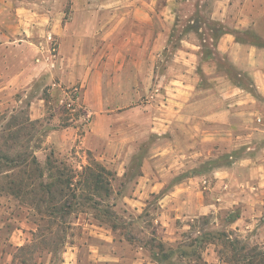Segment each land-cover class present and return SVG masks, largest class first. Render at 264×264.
I'll list each match as a JSON object with an SVG mask.
<instances>
[{"label": "rangeland", "instance_id": "1", "mask_svg": "<svg viewBox=\"0 0 264 264\" xmlns=\"http://www.w3.org/2000/svg\"><path fill=\"white\" fill-rule=\"evenodd\" d=\"M243 1L11 0L7 7H0V156L17 158L24 151L33 152L44 177L50 153L74 171L101 164L111 172L103 173L107 188L95 191L100 208H82L78 215L72 213L60 221L42 214L39 197L21 194L16 182L8 187L9 178H16L24 168L18 162L0 160V264H11L15 247L31 242L35 235L57 245L37 242L32 264H208L209 256L230 264H250L241 257L243 253L264 252V204L247 207L241 201L232 205L227 201L225 207H214L207 215L183 219L175 217L178 209L160 203L159 193L143 195L140 184L143 158L160 144L151 127L158 124L163 86L177 85L174 79L186 83L189 75L205 85L202 70L211 58L224 67L215 43L223 32L234 30ZM75 10L82 14L79 22L94 23L81 29L85 33L79 45L88 57L78 63L85 66L86 80L97 71L92 80L100 86L105 110L118 116L119 138L134 137L136 150L125 163L107 161L100 158L101 153L77 148L72 142L63 144L60 136L48 141L53 129L75 121L77 134H82L88 117L79 84L75 85L79 100L74 110L67 105L57 110L49 92L55 70L66 68L65 62L52 64L49 58L57 55L64 25ZM158 33L163 35L160 44ZM240 38L262 44L250 30ZM227 70L235 75L231 67ZM241 82L246 85L249 78L244 76ZM37 101L43 115L33 119L31 107ZM229 161L219 156L212 163ZM27 165L35 174L36 166ZM228 188L238 189L237 196L245 198L242 186ZM103 209L111 214L104 216ZM158 242L169 253L164 259L153 247ZM51 248L60 250L54 262H49ZM153 252L158 253L159 263Z\"/></svg>", "mask_w": 264, "mask_h": 264}, {"label": "crops", "instance_id": "2", "mask_svg": "<svg viewBox=\"0 0 264 264\" xmlns=\"http://www.w3.org/2000/svg\"><path fill=\"white\" fill-rule=\"evenodd\" d=\"M10 1L0 0V7H7ZM11 5H15L13 1ZM81 15L78 10L73 12L62 30L57 55L49 58L52 64L60 60L66 66L55 70L49 92L58 110L64 105V89L79 84L83 87L81 105L88 117L82 134H77L79 125L75 121L53 129L48 141L60 136L63 144L72 142L77 148L101 153L100 158L107 161L125 163L136 150L134 137L119 138L118 116L105 110L100 86L92 80L97 71L86 80L85 66L78 63L88 57L79 45L80 35L85 33L81 29L94 24L79 22ZM58 18L56 15L53 20ZM247 30L262 44L240 38ZM162 42L163 35L158 33L157 44ZM215 50L225 61L221 62L224 67L216 57L209 59L202 70L205 85L189 75L186 83L174 79L177 85L163 86L158 124L151 127V131H157L160 144L143 158L141 168L142 194L159 193L160 203L167 209H178L175 217L183 219L207 215L214 207H225L227 201L230 205L241 201L247 207L264 204V0L243 1L234 30L217 38ZM227 67L234 70V76ZM244 76L249 78L246 85L241 82ZM38 105V101L33 102L31 107L33 119L43 115ZM219 156L230 161L212 163ZM230 184L242 186L245 198L237 196L238 189H229ZM207 263L230 264L210 256Z\"/></svg>", "mask_w": 264, "mask_h": 264}, {"label": "trees", "instance_id": "3", "mask_svg": "<svg viewBox=\"0 0 264 264\" xmlns=\"http://www.w3.org/2000/svg\"><path fill=\"white\" fill-rule=\"evenodd\" d=\"M46 159L47 177H44L43 171L37 167V159L33 152L24 151L18 154L17 158L9 155L0 156V160L18 162V165L24 168L19 170L20 173H17L16 178H9L6 182L8 187L10 188L13 185L12 183L16 182L21 194L30 196L31 199L39 197L38 200L44 205L42 214L45 217L59 218L60 221H64L65 216L69 214L75 213V215H78L82 211V208H100L101 205L95 197V191L102 189L104 186L107 188L106 185L109 184L103 178V173L111 174L105 166L101 164L95 165L94 168L82 166L80 171H74L72 168L64 165L62 161L53 159L52 153ZM28 163L36 166L35 174L30 171ZM75 176L79 178H75ZM43 177L44 180H41ZM110 214L109 210L103 209L104 216H109ZM36 236H34L35 238L33 237L31 242L15 247L16 250L13 252L11 264H32L37 242L43 243L46 246L51 245L52 247H56L57 245V243L53 244L44 235ZM153 247L158 248L157 252L161 254L163 259L168 256L169 253L163 252V244L158 242L153 244ZM58 251L60 250L56 248L49 250L51 255L49 262H54L57 259ZM157 252H153V258L159 263L160 257ZM241 257L244 260H248L250 264L254 263L255 259H258L256 264H264V252L248 251L243 253ZM58 260H61V257L58 256Z\"/></svg>", "mask_w": 264, "mask_h": 264}, {"label": "built area", "instance_id": "4", "mask_svg": "<svg viewBox=\"0 0 264 264\" xmlns=\"http://www.w3.org/2000/svg\"><path fill=\"white\" fill-rule=\"evenodd\" d=\"M65 92H66V95H67L66 100L68 99L69 102L66 101V100L65 101L63 100V103H64V105H67V107H69L71 110H74L75 109V104L79 100V90L75 86V87L71 88V90L65 91Z\"/></svg>", "mask_w": 264, "mask_h": 264}]
</instances>
